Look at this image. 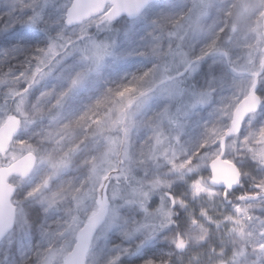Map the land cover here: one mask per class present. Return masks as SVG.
<instances>
[{
  "label": "snow or ice",
  "instance_id": "1",
  "mask_svg": "<svg viewBox=\"0 0 264 264\" xmlns=\"http://www.w3.org/2000/svg\"><path fill=\"white\" fill-rule=\"evenodd\" d=\"M0 264H264V0H0Z\"/></svg>",
  "mask_w": 264,
  "mask_h": 264
},
{
  "label": "rangeland",
  "instance_id": "2",
  "mask_svg": "<svg viewBox=\"0 0 264 264\" xmlns=\"http://www.w3.org/2000/svg\"><path fill=\"white\" fill-rule=\"evenodd\" d=\"M165 2H167V0H165Z\"/></svg>",
  "mask_w": 264,
  "mask_h": 264
}]
</instances>
